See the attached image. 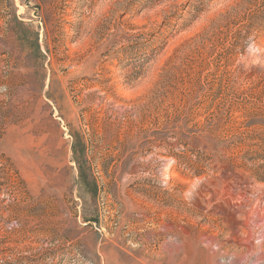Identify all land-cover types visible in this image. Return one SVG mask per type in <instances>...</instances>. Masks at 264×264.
Here are the masks:
<instances>
[{"label":"rangeland","instance_id":"374dc122","mask_svg":"<svg viewBox=\"0 0 264 264\" xmlns=\"http://www.w3.org/2000/svg\"><path fill=\"white\" fill-rule=\"evenodd\" d=\"M0 264H264V0H0Z\"/></svg>","mask_w":264,"mask_h":264}]
</instances>
